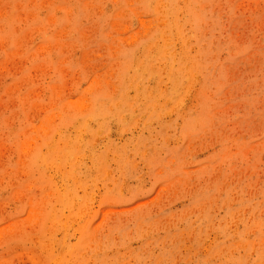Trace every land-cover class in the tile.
<instances>
[{
  "label": "rangeland",
  "instance_id": "1",
  "mask_svg": "<svg viewBox=\"0 0 264 264\" xmlns=\"http://www.w3.org/2000/svg\"><path fill=\"white\" fill-rule=\"evenodd\" d=\"M0 264H264V0H0Z\"/></svg>",
  "mask_w": 264,
  "mask_h": 264
}]
</instances>
